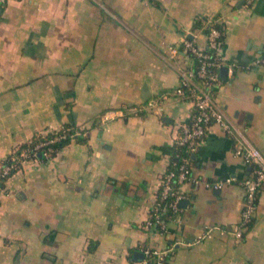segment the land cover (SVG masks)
<instances>
[{"label":"crops","instance_id":"crops-1","mask_svg":"<svg viewBox=\"0 0 264 264\" xmlns=\"http://www.w3.org/2000/svg\"><path fill=\"white\" fill-rule=\"evenodd\" d=\"M226 21L214 99L264 152V0H9L0 5V168L36 132L83 128L51 159L28 160L0 194V264H133L144 246L174 250L166 264H264V182L242 239L231 228L252 164L237 138L209 124L192 154L196 183L161 233L143 227L192 101H147L180 82L206 48L197 19ZM234 63L232 73L228 64ZM132 107H136L133 109ZM120 110V113L117 111ZM232 177L215 189L204 181Z\"/></svg>","mask_w":264,"mask_h":264},{"label":"built area","instance_id":"built-area-1","mask_svg":"<svg viewBox=\"0 0 264 264\" xmlns=\"http://www.w3.org/2000/svg\"><path fill=\"white\" fill-rule=\"evenodd\" d=\"M9 0H0V5ZM221 28L213 25L207 33L208 45L201 48L193 39L186 36L182 44L170 46V55L175 58L180 49L189 55L198 57L197 67H179L180 82L171 91L161 93L158 97L147 101L148 107L161 106L164 99L170 96L188 97L192 101L191 119L183 124L182 131L176 137L174 143L184 148L185 154L180 161H173L162 177V184L159 193L153 199L148 217L143 223L147 230H154L164 233L168 229V218L181 209V200L186 194L180 187L187 182H197L192 174V154L195 152L205 136L209 124L219 123L231 135L237 138L234 152L236 155L249 161L253 168L250 176L244 180L245 200L241 209L239 220L231 228H223L219 225L206 227L198 236V240L211 237L214 229L231 232L236 238L242 239L249 229L256 213L258 193L264 182V152L253 143L235 126L226 116L224 110L216 103L214 94L220 83V77L216 71L223 62V42L226 34V21L220 20ZM210 48L211 51L207 49ZM264 62V55L260 58ZM234 63L228 64V71L232 73ZM135 109L136 107H132ZM120 113V110H117ZM47 130H44L46 133ZM81 133L76 130L72 136ZM66 137V133L49 139H42L19 150V145L9 154L7 161L0 168V194L5 191L6 180L13 171L19 169L26 161L51 159L53 157V144L56 140ZM232 177L216 181L205 180L207 186L215 189L221 188L225 183L232 182ZM174 250V246L152 247L144 246L142 252L144 257L136 260L134 264H166L168 257Z\"/></svg>","mask_w":264,"mask_h":264},{"label":"trees","instance_id":"trees-1","mask_svg":"<svg viewBox=\"0 0 264 264\" xmlns=\"http://www.w3.org/2000/svg\"><path fill=\"white\" fill-rule=\"evenodd\" d=\"M210 21H215V23L213 25H216V26H218V27L221 28V22H220V20L214 19V18H212V19L199 18V19H197L195 25L196 26L203 25V28H204L205 32L206 33H209L210 27H211ZM207 50L208 51H211L210 48H208ZM192 56H193V58L195 60L194 61V65L195 66L194 67L196 68L197 65L199 64L198 57L195 56V55H192ZM45 130H47L46 133H44V130L38 131V132L35 133V135L29 141H26L24 143L18 144L19 145V150L20 149H23V148H25V147H27L29 145H33L34 143H36L39 140L49 139V138L55 137L57 135L66 133V137H62L61 139H58L54 143H52L53 144V148H54V151H53L52 154L54 156L57 153V151L62 146H64L65 144H67L72 139L83 140V139L86 138V136L83 134V131H84L83 128L77 127L75 125H70V124H66V125H64V126H62L60 128H57V129H48L47 128ZM76 130H80L81 133L75 134L74 136H72V134H74ZM172 153H173V161L174 160L175 161H180L181 158H182V156L185 154L184 148L182 146H178V145H175L173 147V152ZM6 161H7V159L4 161V163ZM152 264H155V263L152 261Z\"/></svg>","mask_w":264,"mask_h":264},{"label":"water","instance_id":"water-1","mask_svg":"<svg viewBox=\"0 0 264 264\" xmlns=\"http://www.w3.org/2000/svg\"><path fill=\"white\" fill-rule=\"evenodd\" d=\"M188 203V199H182L180 204L185 205ZM135 257L137 260L142 259L144 257V253L142 251H137Z\"/></svg>","mask_w":264,"mask_h":264}]
</instances>
